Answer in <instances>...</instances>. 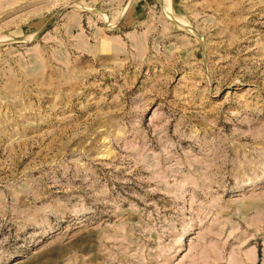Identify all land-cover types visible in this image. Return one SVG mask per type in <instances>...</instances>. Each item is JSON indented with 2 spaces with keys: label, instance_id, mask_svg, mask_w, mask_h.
Instances as JSON below:
<instances>
[{
  "label": "rangeland",
  "instance_id": "374dc122",
  "mask_svg": "<svg viewBox=\"0 0 264 264\" xmlns=\"http://www.w3.org/2000/svg\"><path fill=\"white\" fill-rule=\"evenodd\" d=\"M0 264H264V0H0Z\"/></svg>",
  "mask_w": 264,
  "mask_h": 264
},
{
  "label": "bare ground",
  "instance_id": "6f19581e",
  "mask_svg": "<svg viewBox=\"0 0 264 264\" xmlns=\"http://www.w3.org/2000/svg\"><path fill=\"white\" fill-rule=\"evenodd\" d=\"M110 25H113V24H110Z\"/></svg>",
  "mask_w": 264,
  "mask_h": 264
}]
</instances>
